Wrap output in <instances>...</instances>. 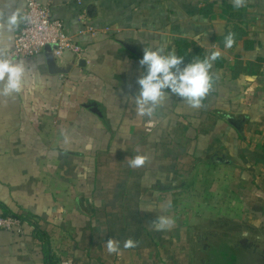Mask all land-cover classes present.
I'll list each match as a JSON object with an SVG mask.
<instances>
[{"label":"crops","instance_id":"1","mask_svg":"<svg viewBox=\"0 0 264 264\" xmlns=\"http://www.w3.org/2000/svg\"><path fill=\"white\" fill-rule=\"evenodd\" d=\"M26 1L0 0V11L5 18L18 8L25 14ZM39 1L65 23L73 42L56 58L55 71L46 53L14 59L26 72L21 93L0 96V202L38 220L58 264H182L174 258L185 252L188 233L193 229L194 241V228L208 230L200 219L214 214L201 206L193 211L194 203H204L200 197L216 198L210 203L239 227L231 231L264 240V0L233 10L227 6L232 0ZM211 3L206 16L202 10ZM233 13L243 15L254 49H245L247 37L226 51L217 41L237 23ZM19 27L0 34L8 55ZM179 41L196 44L202 55L218 46L224 63L214 62L218 79L202 108L169 93L148 131V118L137 117L134 102L143 47L164 46L178 55ZM193 46L192 60L201 57ZM245 75L257 77L253 94L245 95ZM229 119L239 120L240 128ZM137 154L149 160L130 168L128 160ZM198 165L203 176L194 185L189 179ZM183 189L185 197L177 193ZM162 204L171 205L174 232L151 227L166 215ZM28 225L20 234L0 228V264H46ZM129 237L137 246L124 249ZM110 238L121 242L120 254L107 252ZM223 245L225 264H234Z\"/></svg>","mask_w":264,"mask_h":264},{"label":"clouds","instance_id":"2","mask_svg":"<svg viewBox=\"0 0 264 264\" xmlns=\"http://www.w3.org/2000/svg\"><path fill=\"white\" fill-rule=\"evenodd\" d=\"M233 7L239 9L246 5L247 0H232ZM31 21L30 16L23 14L18 8L6 18L0 11V34L5 31L12 33L21 23ZM224 50L231 49L236 43L235 33L229 32L224 37ZM223 51L218 46H212L203 58H194L187 64L182 56L175 51H165L164 46L143 47V57L139 61L144 69L137 79L140 86L138 93L134 96L135 112L138 118L147 117L146 128L151 131L155 127L153 119L157 110L163 107L169 98V93L180 98L187 106L200 109L204 106V100L214 90L218 77L213 73V65L221 58ZM26 68L23 61L9 58L7 52L0 48V96L12 97L23 91V80ZM257 77L245 75L241 82H247L249 87L245 95L253 94L255 91ZM92 145H85L90 150ZM149 157L145 154H137L128 160L130 168H142L148 162ZM167 206L162 204L161 210L167 212ZM175 225V218L169 215H160L151 222V227L156 231H168ZM137 241L129 237L123 241L124 249L137 246ZM121 242L115 239L106 241V250L109 254H120ZM68 264H71L69 261Z\"/></svg>","mask_w":264,"mask_h":264},{"label":"built area","instance_id":"3","mask_svg":"<svg viewBox=\"0 0 264 264\" xmlns=\"http://www.w3.org/2000/svg\"><path fill=\"white\" fill-rule=\"evenodd\" d=\"M25 14L30 16L31 21L21 23L9 58L20 60L36 57L46 53L48 47H51L55 57L61 59L73 42L65 23L54 17L49 7L39 0H27ZM79 34H83V31ZM22 223L12 216L0 215V228L4 230L21 232Z\"/></svg>","mask_w":264,"mask_h":264},{"label":"rangeland","instance_id":"4","mask_svg":"<svg viewBox=\"0 0 264 264\" xmlns=\"http://www.w3.org/2000/svg\"><path fill=\"white\" fill-rule=\"evenodd\" d=\"M198 168H199V165L195 168L196 170H195V174H194V179L189 177V178H191L189 180L194 181V183H193L194 185L200 184L201 176H203L201 169H198ZM206 173H204V177H206L207 180L212 182L211 177L213 178V175L208 174V173L206 174ZM213 187H214V185H213ZM177 193H179L180 196L183 195L185 197L186 190L185 189L179 190V191H177ZM200 198H202L204 200V203L201 204L200 201L198 204L194 203L193 211L195 210V208L197 206H201V207L207 208L208 210L214 212V214L204 215V217L202 219H200V222L203 221V223H205L203 225H206L208 230L204 227L194 228L197 232H201L204 236L207 237L208 235L206 232H211V231H212V233L213 232H217V233L223 232L225 234L230 229L235 230V229L239 228L238 225L235 223V221L229 220L228 218L223 217L224 216L223 214L220 215L218 213V212H220V209L218 208V204L215 205L213 203H210L212 200L215 201L216 198H214V199L212 198V200L210 202H206V199L204 197H200ZM209 204H210V207H209ZM178 209H179L178 212H184L183 210H180L181 208H178ZM168 213H169V211L167 210L166 215H168ZM34 220H36V219L34 218ZM36 221H38V220H36ZM22 225L23 226H22L21 232H24V225L27 226L28 223L23 222ZM183 225H184L183 221H182V223H179L177 230H176L178 233L183 232V228H182ZM171 230L173 232L175 231L174 228H172ZM192 230L188 233L187 239L185 241V243L187 245L186 248L184 247V244L182 245V248H183V250H185V252H179V253H177L178 255L173 254L174 256L177 255V256H175L174 260L178 261L177 259H179V261L182 264H206L207 262H209L210 259H212V260L214 259L212 264H225V262H227L226 261L227 256H225V254L221 250L222 247L225 248L224 245L217 244L214 241L213 237L210 236L208 238L211 239V242L210 241H206V242L209 243L210 245H212V248H211L212 250H209V249L208 250H204V249L202 250L201 248H202L203 244L193 241L192 234H191ZM21 232H18V233L20 234ZM212 239H213V241H212ZM199 249H201L200 254L197 253ZM220 251H221V255H220Z\"/></svg>","mask_w":264,"mask_h":264},{"label":"trees","instance_id":"5","mask_svg":"<svg viewBox=\"0 0 264 264\" xmlns=\"http://www.w3.org/2000/svg\"><path fill=\"white\" fill-rule=\"evenodd\" d=\"M227 6L231 10H233L235 8L231 4H227ZM213 7H214V4L211 3V4H209V8L203 9L202 12L206 16H209L213 11ZM232 18L237 19V23H235L231 29L227 30V32L224 36L217 37V41L220 43L221 46H224V43H223L224 37L229 32L235 33V40L236 41L243 39L244 37L248 36L247 30L241 26L244 23L243 15L239 14V13L238 14L233 13L231 15V19ZM255 45H256V41L252 38L247 37L244 40V46H245L246 50L254 49ZM192 46L196 50L197 54H201L200 58H203L204 57V55H202L203 50L199 46H196V44L186 42V41L177 42L178 56L184 57L185 63H188L192 60V55L190 52V49ZM215 62L217 64V66H222L224 63V60L222 58H219ZM0 211L2 212L0 214L2 216H12L14 218L21 220V222H27L29 225H31L33 227V231L35 233V237L37 239H39V241L42 243L43 255H44V260H45L46 264H58V258L53 251L50 235L48 234L47 231H45L41 227V225L38 221L34 220V217H32V215H23V214L14 213L3 202H0Z\"/></svg>","mask_w":264,"mask_h":264},{"label":"water","instance_id":"6","mask_svg":"<svg viewBox=\"0 0 264 264\" xmlns=\"http://www.w3.org/2000/svg\"><path fill=\"white\" fill-rule=\"evenodd\" d=\"M48 56V63L50 69L55 71L56 68V57L53 53V49L48 47L46 50ZM49 52V53H48ZM84 60L80 61V65H85ZM95 112L100 113V110L97 108L93 109ZM230 123L236 128H240L241 122L237 119H229ZM231 252L235 256L234 264H264V243H260L252 239H244L240 242H237L235 245L229 246Z\"/></svg>","mask_w":264,"mask_h":264},{"label":"flooded vegetation","instance_id":"7","mask_svg":"<svg viewBox=\"0 0 264 264\" xmlns=\"http://www.w3.org/2000/svg\"><path fill=\"white\" fill-rule=\"evenodd\" d=\"M206 233L208 235L207 237L204 236L201 232H196V234L194 236V241L195 242H199V243L203 244L202 248H201L202 250L203 249L204 250H208V249L210 250L211 249L212 245H210L209 243L206 242V241H210L211 242V239L208 238L210 236H212L214 241L217 244H220V245L226 244L228 246H231V245L237 244V242H240L241 240H244V239H252V240H256V241H258L260 243H264L263 238L255 236V235H252L246 230H239V231H231V230H229L225 234H219V233L215 234V233H210V232H206ZM213 239H212V241H213ZM201 249L198 250V252H197L198 254L201 253ZM206 264H209V262H207Z\"/></svg>","mask_w":264,"mask_h":264}]
</instances>
